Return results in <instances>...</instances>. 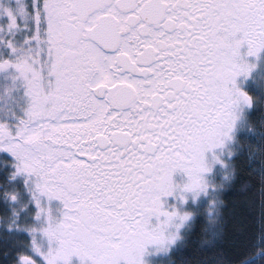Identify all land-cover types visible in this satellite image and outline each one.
<instances>
[{"label": "snow or ice", "instance_id": "snow-or-ice-1", "mask_svg": "<svg viewBox=\"0 0 264 264\" xmlns=\"http://www.w3.org/2000/svg\"><path fill=\"white\" fill-rule=\"evenodd\" d=\"M73 258L264 264V0H0V264Z\"/></svg>", "mask_w": 264, "mask_h": 264}, {"label": "trees", "instance_id": "trees-1", "mask_svg": "<svg viewBox=\"0 0 264 264\" xmlns=\"http://www.w3.org/2000/svg\"><path fill=\"white\" fill-rule=\"evenodd\" d=\"M248 180L243 173L237 180V192L229 197L228 227L230 230L239 231L247 224L246 196L240 191L242 185ZM229 195H231L229 193Z\"/></svg>", "mask_w": 264, "mask_h": 264}, {"label": "rangeland", "instance_id": "rangeland-1", "mask_svg": "<svg viewBox=\"0 0 264 264\" xmlns=\"http://www.w3.org/2000/svg\"><path fill=\"white\" fill-rule=\"evenodd\" d=\"M73 264H79L78 260L76 258H73Z\"/></svg>", "mask_w": 264, "mask_h": 264}]
</instances>
